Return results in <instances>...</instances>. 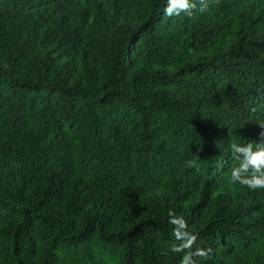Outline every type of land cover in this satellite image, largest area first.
Masks as SVG:
<instances>
[{"label":"trees","instance_id":"obj_1","mask_svg":"<svg viewBox=\"0 0 264 264\" xmlns=\"http://www.w3.org/2000/svg\"><path fill=\"white\" fill-rule=\"evenodd\" d=\"M0 0V264H179L167 213L264 264V0ZM193 162V166H189Z\"/></svg>","mask_w":264,"mask_h":264},{"label":"clouds","instance_id":"obj_2","mask_svg":"<svg viewBox=\"0 0 264 264\" xmlns=\"http://www.w3.org/2000/svg\"><path fill=\"white\" fill-rule=\"evenodd\" d=\"M196 7L197 0H164L161 11L170 18L181 13L191 16ZM199 11L204 15L213 14V9L206 0H200ZM259 125L264 126V123ZM261 136L264 137V132ZM230 152L235 154L233 158L237 163L231 169L228 183L253 192L264 190V140L260 143L251 140L247 143H232ZM189 166H193V162H189ZM167 216L174 241L168 245L164 254H180L179 264H203V260L211 253V248L198 244V233L182 215L170 209Z\"/></svg>","mask_w":264,"mask_h":264}]
</instances>
